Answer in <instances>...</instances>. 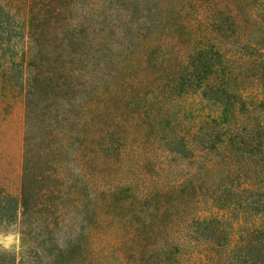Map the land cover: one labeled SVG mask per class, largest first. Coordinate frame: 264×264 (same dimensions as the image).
Here are the masks:
<instances>
[{"label": "trees", "instance_id": "16d2710c", "mask_svg": "<svg viewBox=\"0 0 264 264\" xmlns=\"http://www.w3.org/2000/svg\"><path fill=\"white\" fill-rule=\"evenodd\" d=\"M48 1L45 9L38 13V19L65 10L79 12L88 8L90 2L74 0L66 8ZM215 7L203 0H186L170 36L162 35L154 45L149 43L150 37L141 39L138 45L144 44V49H132L129 53L133 63L130 72L139 75L134 83L123 82L122 89L104 91L100 87L103 78L91 82L96 88L89 87L87 102L79 105L82 114L75 118L80 121L83 133L88 127L92 133L83 136L78 149L80 171L76 178H70L67 167L59 169L64 166L61 159L47 160L50 153L44 146L45 142L55 146L58 138H65L67 132L53 129L46 136L36 114L40 90L53 92L56 89L51 73L46 70L47 63L38 57L41 26L33 14L28 32L30 40L25 43L23 25L13 11L0 2V69L4 75L10 74V80L24 81L27 95L21 195L18 198L0 188V225L12 224L20 217H33L37 207L41 213V205L46 201L37 197L43 192L37 193L35 189L41 182L50 183L48 192L53 188L52 183L62 187L58 192H49L50 195L55 193L56 199L81 200L82 193L74 190L73 185L77 177L85 173L82 164L86 163V139H93L98 155L110 167L119 165L123 173L133 175L126 176L127 181L116 187L106 189L109 195L105 196L104 205L116 208L118 214L111 212V216L117 223L125 224L126 230L118 229L117 233L124 234L122 230H128L129 236L147 237L135 249L136 254L149 249V259L144 263L180 264L191 245L204 247L202 251L197 250L196 255L190 254L194 264H264V223L257 225L253 221L242 225L236 231L239 238L235 240L233 229L224 220L217 216H200L205 212L201 210L205 205L215 202L231 207L237 200L247 204L243 208H247L245 212H255L264 222V110H257L258 106L248 103L238 87L236 74V65L244 66L243 72L250 73L264 91V53L259 47L252 49L253 43L246 42L239 33L234 10L230 11L233 20L224 21L215 15ZM202 10L206 12L205 19H198V25L191 23L188 14L193 16L194 11ZM82 32L72 34V44L83 40ZM239 44L253 52L233 57L235 52L231 50ZM50 61L47 62L50 64ZM75 80L76 90L83 87L80 79L75 77ZM189 92H199L203 101L217 107L219 115L185 125L181 117L165 114V108L169 109L166 101L173 105ZM65 116L58 121L59 126L72 121L71 115ZM55 163L59 168L45 176L43 166ZM39 170L41 174L37 175ZM170 175L181 177L173 181ZM168 178L170 180L165 182ZM124 193L127 195L124 199L118 198ZM144 207L148 211H144ZM124 211L128 215H124ZM38 219V225L47 224L39 214ZM164 237L167 243H159ZM155 239L157 243H147ZM89 256L94 261L96 255L89 252ZM10 262L15 264L14 259ZM123 264H128L125 258Z\"/></svg>", "mask_w": 264, "mask_h": 264}, {"label": "rangeland", "instance_id": "374dc122", "mask_svg": "<svg viewBox=\"0 0 264 264\" xmlns=\"http://www.w3.org/2000/svg\"><path fill=\"white\" fill-rule=\"evenodd\" d=\"M203 1L208 5L214 4L215 15L224 21L229 18L233 20L230 11L234 10L239 33L246 42L253 43L252 49L259 47L264 53V1L258 0L255 3L254 0H241L243 2L241 4L238 0ZM0 2L11 9L23 25L26 33L25 43L30 40L28 32L33 14L37 17L36 23L41 26L38 57L47 63L46 70L51 73L54 82L52 84L56 89L53 92L40 90L36 99V114L41 119V126L44 125L43 131L46 136L53 129L67 132L65 138L55 139L57 140L55 146L44 143L47 152L50 153L47 160L61 159L64 162L63 168H59L58 163L46 164L42 172L44 171L43 174L46 176L54 173L56 167L61 170L67 167L66 172L70 178L75 177L81 167L78 149L83 136L92 133L89 127L83 133L84 129L75 116L79 117L82 114L79 105L87 100L89 87L96 88L92 84L93 80L103 78L100 87H103L104 91L122 89L123 82L132 84L137 81L139 75L130 72L133 63L130 61L129 53L132 49L134 51L144 49V44L138 45L141 39L150 37L149 43L154 45L162 35L170 36L177 14L179 15L183 9L186 0H90L88 8L82 11L65 10L63 13H50L44 18L40 16L41 19H38V13L45 9L48 0H0ZM73 2L74 0H53V4H58L57 7L66 8ZM232 3H236V6ZM81 13L83 15L80 17ZM70 15L72 18H69ZM188 15L189 21L198 25V19H205L206 12L194 11L193 16L190 13ZM96 21H100V24ZM75 32H82L83 40L72 44V34ZM232 50L231 52H235L233 53L235 58L253 52L240 44ZM50 59L52 62L49 64L47 61ZM72 60L73 63H70ZM236 66L238 87L244 92L248 103L258 106L257 110L263 111L262 87L257 86L250 73L246 75L243 72L244 66L239 64ZM10 77V74L4 75L0 69V188L19 198L24 175L27 95L25 82L12 81ZM75 77L80 79L79 83L83 86L77 90L73 86L76 83ZM165 103L166 107H169L168 110L165 108V114L169 117H181L185 125L204 117L219 115L217 107L203 101L199 92H189L173 105L167 101ZM65 115H71L72 121L76 123L63 122V125L59 126L58 121L66 118ZM49 123L51 127H48ZM58 131L55 132L59 134ZM51 140L54 141L53 135ZM37 142L40 143V140L37 139ZM94 143L93 139H86L87 148L84 153L86 163L82 164L85 173L83 177H77L73 185L74 190L82 193L81 200H59L58 193L56 194L59 199H56L55 193L50 195L49 192H58L62 189L59 184L51 182L53 188L49 192V182L36 184V192H43L42 196L40 194L37 197L46 201L41 205L43 211L38 213L37 207L33 217L27 219L20 217L12 224L0 225V264H11V259H14L15 264H123L124 258L128 264H149L144 263L149 259L147 256L149 249L135 253L137 246L147 237L142 234H137V237L129 236V231H124L125 224L117 223L111 216V212L118 214V210L109 209L104 205L105 196L109 195L106 194V189L127 181L126 176L130 177L132 174L123 173L125 171L119 168V165L110 167L98 155ZM161 159H164V156ZM39 174L40 170L37 171V175ZM179 177L181 176L170 175L173 181ZM169 180L168 178L165 182ZM126 196L124 193L118 198L124 199ZM236 201L231 207L212 202V205L200 208L205 211L200 216L202 218L217 216L224 220V223L233 229V238L238 240L239 233L236 231L241 229L242 225L253 221L257 225H263L264 222L260 216L255 215V212L252 214L245 212L247 211V208L243 209L247 205L245 202ZM143 210L148 211V208L144 207ZM124 212V215H128L127 211ZM38 214L46 221V225H43V222L38 225ZM118 229H124L122 230L124 234L117 233ZM155 241L156 239L147 243H157ZM158 242L166 244L167 237ZM203 248L188 246L180 264H194V259L190 261V254L196 255V251H202ZM89 252L96 255L94 261H91L92 256H89Z\"/></svg>", "mask_w": 264, "mask_h": 264}]
</instances>
